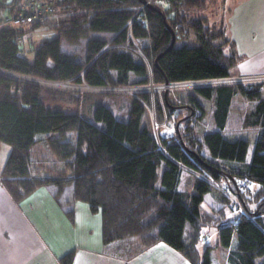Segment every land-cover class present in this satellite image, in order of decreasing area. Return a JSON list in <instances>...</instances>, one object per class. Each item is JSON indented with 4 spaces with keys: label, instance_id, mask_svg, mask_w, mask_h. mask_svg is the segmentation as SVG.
<instances>
[{
    "label": "trees",
    "instance_id": "1",
    "mask_svg": "<svg viewBox=\"0 0 264 264\" xmlns=\"http://www.w3.org/2000/svg\"><path fill=\"white\" fill-rule=\"evenodd\" d=\"M208 1L56 0L58 10L65 13L60 26L34 23L28 30L33 35L42 30L56 34L41 41L32 62L20 54L17 30L0 29V69L90 87L239 78L233 69L241 58L234 55L233 43L225 36L224 21L222 30L205 16H189L204 12ZM17 6L18 0H12L9 14ZM141 7L144 10L139 12ZM90 32L110 38L88 39L80 60L62 50V38L76 44ZM190 36L197 46L176 47L177 41ZM172 37L174 45L169 49ZM86 93L95 92L46 88L0 75V143L10 147L0 185L14 202L52 186L54 199L71 222L74 203L100 214L103 244L131 243L138 253L163 243L191 264H211V248L201 255L198 245L204 228L216 227L220 245L231 249L230 264H264V82L194 87L168 91L165 96L154 93L153 101L149 93L126 96L130 101L125 121L101 104L93 109V122L79 112L49 106L60 100L82 103L80 96ZM236 96L250 104L241 116L242 130L258 131L250 158L249 141L225 132ZM198 99L211 104L212 128L198 125V111H203ZM146 117L151 118L149 124ZM196 127L202 129L197 132ZM53 134L64 141H53L52 149L69 163L55 176L34 168L32 159L38 136ZM70 134L75 137L73 144ZM185 175L190 182L181 191ZM244 180L252 186L241 188ZM65 187L71 200L62 203ZM208 195L217 196V209L208 203L202 208ZM249 199L254 209L247 204ZM73 260L70 251L59 263L73 264Z\"/></svg>",
    "mask_w": 264,
    "mask_h": 264
},
{
    "label": "crops",
    "instance_id": "2",
    "mask_svg": "<svg viewBox=\"0 0 264 264\" xmlns=\"http://www.w3.org/2000/svg\"><path fill=\"white\" fill-rule=\"evenodd\" d=\"M224 1L228 6L224 18L225 36L233 43L234 55L241 58L233 73L239 77L263 75L264 0ZM10 3V0H0V5L4 6L0 7V29L4 27L1 20L9 14ZM199 103L203 111L199 110L198 125L206 124L212 128L211 104L202 100ZM68 137L73 144L74 135ZM47 140H50L48 144ZM53 141L64 140L55 134L38 136L32 148V159L34 168L55 176L63 171V167L52 149ZM39 145L45 146L43 156L36 155L35 149ZM9 154L10 147L0 143V173ZM38 159L46 163V168L38 163ZM54 191L52 186L41 187L16 203L0 185V264H60V257L70 251H74L73 264H191L163 243L138 253L131 243L103 244L100 214L90 213L85 204L74 203L71 222L64 207L54 199ZM70 194L68 192L60 199L61 202L70 201ZM213 207L217 209L218 205L213 204ZM215 244L217 248L218 243ZM230 251V248L224 250V264H230ZM210 258L211 264H219L216 257L210 255Z\"/></svg>",
    "mask_w": 264,
    "mask_h": 264
},
{
    "label": "rangeland",
    "instance_id": "3",
    "mask_svg": "<svg viewBox=\"0 0 264 264\" xmlns=\"http://www.w3.org/2000/svg\"><path fill=\"white\" fill-rule=\"evenodd\" d=\"M227 7L228 6L224 0H209L207 4V8L204 12L202 13L195 12V13L190 14L189 16L191 19H199L201 16H205L209 19V24L215 25L216 29L223 30L222 23L224 21V18L227 15V9H226ZM1 25L6 27V25H3L2 23ZM55 36H56L55 32L50 31V30H42L40 32L35 33L33 35L34 45L28 49L21 48L22 51L20 52V54L23 57H25L29 62H32L34 58V50L40 45L41 41L45 39H51ZM94 38L107 40L110 38V36L104 33L90 32L86 37L80 38L78 43L76 44H69L67 43V41H65V39L62 38L61 47L65 53L75 54L76 56H78L77 59L80 60L81 57L83 56V51H84L83 49H84V45L86 41L88 39H94ZM175 45L176 47H180L182 45H187L189 47H195L197 46V42L192 36H190L188 40L177 41ZM258 76H264V74L255 75V76H240V78H253V77H258ZM179 91L186 92L187 90H179ZM80 98H81L82 103H76L75 101L71 102V101L60 100V101L49 104V106L54 110H60L65 113H75V112L82 113L85 120L93 122V109L95 105L101 104L106 107H109L112 110V112L115 114L117 119L122 120V121L126 120L128 102L130 101V99L127 98L126 96H113V95H105L101 93H86L84 98H82L81 96ZM198 100L201 101V99H198ZM249 106L250 104H248L245 100L241 99L239 96L238 97L236 96L233 102L232 108H231L230 118H229L228 125L225 131L227 136L239 135V138L246 139L249 141L250 146H249L248 158H250L251 153L253 151V143H254V140L258 132V131L251 130L247 132L244 131L245 133H243V130L240 126L241 116L246 110L250 108ZM198 114H199V111H198ZM150 117H146V120L144 119V122L145 123L147 122V124H149V120H151ZM201 129H199V127H196L197 132H199V130ZM164 133H167V135L169 134L168 131H164ZM49 141L50 140H47L46 143L48 144ZM44 147H45L44 145L37 146L35 149L36 155L43 156ZM38 160H39L38 163L44 168H46L45 167L46 163H44V161L41 159H38ZM61 163H62L63 169L64 168L68 169L69 163L66 159L61 160ZM158 174L161 175V171H159ZM41 175L50 176L47 174H41ZM189 182H190L189 176L185 175L184 178H182V186L180 190L184 191L186 187L185 184ZM252 184L253 183H251L248 180V182L242 188H245L246 186H249V185L252 186ZM69 190H70L69 187H65V191L61 195L62 199L65 198ZM215 197L217 199L216 195ZM215 197L212 195L210 196L208 195L206 197L205 202L202 204V208H205L206 207L205 205H207V203L208 205L216 204ZM253 202L254 201H250V199L247 202V204L250 206L251 209H254L256 206L254 205ZM203 232H204L205 237H203V239L199 242V245H198L200 254L202 255L207 247L212 248L209 250L211 257H216L219 264H224L223 258H224V250L226 248L220 245L219 232L217 228L216 227H206L204 228ZM214 241L218 243L217 248H216V244L214 245L215 243Z\"/></svg>",
    "mask_w": 264,
    "mask_h": 264
},
{
    "label": "built area",
    "instance_id": "4",
    "mask_svg": "<svg viewBox=\"0 0 264 264\" xmlns=\"http://www.w3.org/2000/svg\"><path fill=\"white\" fill-rule=\"evenodd\" d=\"M144 7L139 9L142 12ZM65 17V13L58 10L56 7V0H18L17 10L2 18L1 23L6 26L15 28L18 32L17 44L20 48L28 49L33 46V34L28 31L30 26L34 23L41 25H48L51 27H58L61 24L62 19ZM127 49H131L146 62L143 55L136 49L129 47L128 44L124 46ZM0 75L17 80L20 82H25L29 84L40 85L46 88L61 89V90H74L80 93L83 92H95L102 94H117L122 96H137L140 93H149L153 101V94H164L168 91L173 92L176 90H188L194 87H209L222 84H233V83H251V82H264V76H258L253 78H235L232 80H208L199 82H189L181 84H163L159 86H154L150 83L145 87H90L87 85H75L67 82H55L48 80H40L32 77L18 75L6 70L0 69ZM152 124L154 131L156 132L158 125L154 120V110L151 109ZM248 180H244L240 184L242 188ZM226 196L228 194L226 193ZM240 212H243L239 208Z\"/></svg>",
    "mask_w": 264,
    "mask_h": 264
},
{
    "label": "water",
    "instance_id": "5",
    "mask_svg": "<svg viewBox=\"0 0 264 264\" xmlns=\"http://www.w3.org/2000/svg\"><path fill=\"white\" fill-rule=\"evenodd\" d=\"M173 45H174V38L172 37V40H171V44H170V46H169V49L172 48ZM165 95H166V93L164 94V96H165ZM234 219H236V217H235Z\"/></svg>",
    "mask_w": 264,
    "mask_h": 264
}]
</instances>
